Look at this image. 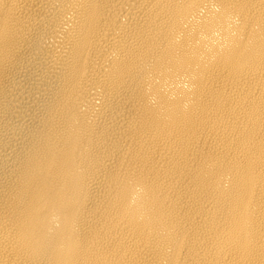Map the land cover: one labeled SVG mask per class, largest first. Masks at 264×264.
I'll return each mask as SVG.
<instances>
[{
    "label": "bare ground",
    "instance_id": "obj_1",
    "mask_svg": "<svg viewBox=\"0 0 264 264\" xmlns=\"http://www.w3.org/2000/svg\"><path fill=\"white\" fill-rule=\"evenodd\" d=\"M0 264H264V0H0Z\"/></svg>",
    "mask_w": 264,
    "mask_h": 264
}]
</instances>
